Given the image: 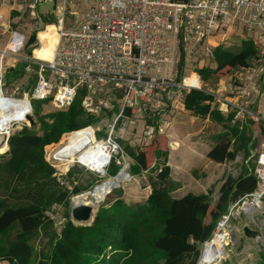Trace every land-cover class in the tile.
I'll list each match as a JSON object with an SVG mask.
<instances>
[{
	"label": "built area",
	"instance_id": "2783aa9c",
	"mask_svg": "<svg viewBox=\"0 0 264 264\" xmlns=\"http://www.w3.org/2000/svg\"><path fill=\"white\" fill-rule=\"evenodd\" d=\"M46 1H52L55 8V2L60 1L55 14L38 11V5ZM0 6L6 7L9 17L13 11L21 15L27 10V17L36 28L37 44L38 32L54 24L55 19L59 20L55 25L58 42L50 61L24 55L26 35L18 30L10 31L7 43L0 48V98L6 102L13 99L26 102L25 116L17 121L31 115L32 99L51 97L49 103L56 109H66L79 87L88 91L82 103L88 114L98 117L112 111L105 124V134L100 138L96 136L100 125H87L62 134L51 152L68 135L92 128L94 139L87 132L82 142L77 141L81 148L74 154L72 165L96 172L78 156L87 157L86 161L92 164L95 155L92 148L99 143L107 150L104 172L114 161L119 166L118 174L122 171L131 177L129 156L117 137L123 138L129 126L137 128L136 121L143 125L139 139L142 145L156 134H163L169 124L164 117L166 110L173 103H183V91L202 89L198 73L185 72V60L201 50L208 62L212 61V49L224 45L221 42L237 31L253 40L257 56L252 64L232 73H237L241 82L237 86H228L225 90L216 86L208 92L221 112L226 113L231 107L244 122L249 116L264 121V0H0ZM50 16L54 19L49 22ZM2 17L0 9L1 34L10 29V21L5 24ZM38 22L41 26H37ZM181 55L183 63H180ZM5 60L22 63L23 71L31 75L33 85L27 91L29 97L4 94ZM253 100L257 101L254 108L250 105ZM14 121L0 132L10 135ZM51 156L56 161L62 160L54 154ZM252 157L255 164L248 166V172L258 179V188L229 205L214 233L229 226L233 215L243 214L248 221L241 227L258 229L264 237V146L256 154L252 151L245 163ZM48 162L54 167L49 159Z\"/></svg>",
	"mask_w": 264,
	"mask_h": 264
},
{
	"label": "trees",
	"instance_id": "16d2710c",
	"mask_svg": "<svg viewBox=\"0 0 264 264\" xmlns=\"http://www.w3.org/2000/svg\"><path fill=\"white\" fill-rule=\"evenodd\" d=\"M17 13L13 11L11 17ZM53 19L50 16L48 21ZM239 42L232 47H214L212 62L215 66L194 68L202 81V89L182 93L186 110L194 116L208 117L223 128L220 139L207 153L215 162L233 160L240 151L246 159L252 151L256 154L264 146V121L249 116L244 122L237 117L236 109L222 113L208 92L216 87L220 78L250 65L257 56L251 38ZM37 45L35 32H32L23 52L29 49V55L34 56ZM36 57L43 59L45 54L38 52ZM180 63H183V55ZM87 94L85 87H79L66 109L47 111L34 103L43 100L32 99L34 123L9 135V148L0 154V264H181L185 257L198 253L199 243L206 242V246L212 241L217 222L231 203L258 188V179L248 172V166H253L252 157L247 164L244 162V170L238 176L225 177L217 198L213 199L210 192H188L174 197L167 165V137L156 134L149 143L140 145V149L117 137L132 160L130 175H147L146 199L142 203H127L112 191L119 184L115 183L90 224L73 223L69 215L70 197L86 188L78 184L70 189L63 186L54 175L56 170L48 162L47 154L63 133L87 125H100L96 136H104L112 111L98 117L88 114L82 105ZM50 99H44L48 105ZM126 113L129 114V110ZM88 129L92 128L77 132ZM63 141L65 139L61 143ZM108 168L115 177L119 166L111 161ZM71 176L70 171L66 175L69 181H72ZM54 204H62L67 209L58 231L48 215ZM15 229L17 232L12 236ZM40 229L50 230L49 241L46 249L37 252L29 240ZM257 253V260L247 264H264V247Z\"/></svg>",
	"mask_w": 264,
	"mask_h": 264
},
{
	"label": "rangeland",
	"instance_id": "374dc122",
	"mask_svg": "<svg viewBox=\"0 0 264 264\" xmlns=\"http://www.w3.org/2000/svg\"><path fill=\"white\" fill-rule=\"evenodd\" d=\"M59 5H60V1H56L55 2L56 8L59 7ZM56 8L54 7V3L52 1H50V2L46 1V2H43V3L38 5V11L49 12L50 14H55ZM27 15H28L27 10H23V13L21 15L17 14L14 17H11V16L8 17L5 24L6 23L9 24V21H10V29L8 30V32L5 33L6 37H3L2 39H1V34H0V48H2L5 45L6 38H7L8 34H10V31H12V30H18L20 32H23L26 35V40H27L28 36L36 30L35 25L33 24L34 22L31 20L30 17H27ZM55 20L56 21L54 24H48V26L46 27L45 30L38 32L37 35L40 38V41H39V44L37 45L36 49L34 50V56H36L38 54V52L41 53L42 49H44V50L47 49V47H48V44L46 43L47 38L51 33H56L55 25L59 24V20L58 19H55ZM37 24H38L37 26H41V22H38ZM1 29H2V27L0 26V32H1ZM23 54L29 55V49L25 50L23 52ZM207 61L208 60L206 58L205 53H203L200 50L199 53L194 54L191 58L185 60V72L192 71V70H194V68H199L203 65H207L208 64ZM12 64H14V66H12ZM4 66L6 67L5 73L3 75V81H4L3 92H4V94L12 95L13 97H16V96L19 97L21 95H23L24 97H29V93L27 91L32 88L33 79L31 78V75L29 73L23 71L22 63H12L10 60H5ZM9 66H10V68L14 67V69L11 71L9 69ZM193 77H196V76L193 75ZM199 83L200 82H198V84ZM15 87H17V89H20V92H16L17 89H15ZM34 103L37 105V107H40L41 109L45 108V111L53 110L55 108L53 103H51V104L49 103V105H48L47 100L34 101ZM168 110L170 111V114L167 113V115L165 116V119L168 120L169 123H171L173 121V117L175 116V113H174L175 111H177L178 114H180V113L186 114L184 112V110H182L181 107L178 108V105L175 103H173V107L168 109ZM31 115L33 116L32 113H31ZM179 116H181V115H179ZM181 119H182V117L176 118V120L174 122V123H176L175 126H173L171 128L166 127L164 129V133L162 135H165L167 137L168 150H169V147H171V146L173 148H177L179 143L176 142L175 140L180 141V144L184 140H186V141L189 140V136L191 137L192 141L198 140V135H197L198 129L197 128L191 129V128L183 127L182 126L183 124L180 122ZM27 124H28V122L26 119L21 120V121H14L11 123L10 128H11V130L14 129V132H16V131H20L23 128V126L29 125V124L28 125ZM171 125H173V124H171ZM135 126L137 128H134V129H132V126L127 127L125 132L122 135L123 136L122 139L124 141L132 144V145L134 144L135 146H138V149H140L141 148L140 145H142V143L141 144L139 143V142H141V141H139V139L141 138L140 134L143 130L142 122L136 121ZM218 129H223L220 124H216V123H214V125L210 124L207 127V133L210 134V132H214L215 130H218ZM88 130L89 131L91 130V135H92V129H88ZM174 130H175V134H178V136H176L175 138H174V136H175ZM97 134H98V132L96 133V135ZM81 135H86V134L80 133L79 135L68 136V139H65V141H63L60 144L61 146L58 145L56 148L59 149L62 146H66L70 142L71 138H73L75 136H81ZM6 136L9 137V135H6ZM183 137H184V139H182ZM92 139H94L93 135H92ZM148 141L150 142V140H145L144 143L145 142L148 143ZM171 141H175L176 143L172 142V144L170 146ZM8 148H9V146H7L6 148H3V147L0 148V154H3L4 152H6L8 150ZM56 148H54L52 152L50 151L47 154V160L49 159L52 163H54V167L56 170V173L54 175L57 176L58 180L60 181V183L63 186H65V187L67 186V189H70L71 187H73L76 184H78L79 186H85V187H82V189L83 188H86V189L82 193H79V194L83 195L86 192H89V190H91L95 186V184L100 185L106 179H109L108 177H112L111 174H113V172L110 170V168H107V171L105 169V172L103 171V173L101 174V173H99L100 171L92 172V171L85 169L83 166H80L78 164L72 165L73 162L71 163L72 166L70 165L68 168L63 167V165H61V164H63L62 162L60 163L59 161L54 160L51 156L52 154H54L57 151ZM93 149H95V148H92V150ZM128 161H129V164L132 163V160L130 159V157H128ZM225 161L227 162L228 160H225ZM82 162L84 163L83 160H82ZM252 164L253 165L255 164L254 159L252 160ZM232 166L233 165H230L231 168H232ZM232 169H234V168H232ZM70 171L72 172V176H71L72 181L71 180L69 181L66 177V175ZM234 171H235V169H234ZM140 174L141 175H139V176L131 175V177H129L128 180H126L122 183L118 182V179L113 180L111 183L110 189L112 188V186L115 183H120V186H118L112 190L113 192H116L117 195L121 196L129 204L142 203L146 199L147 193L149 192V187H147V178H146L147 175L142 174V173H140ZM234 176L235 177L238 176L237 173H235ZM100 181H102V182H100ZM110 189H109V191H110ZM183 192H185V191H183ZM79 194H77V195H79ZM173 195L178 196L176 194H173ZM73 197H75V196L71 195L70 201H71V198H73ZM103 200H102V202H103ZM102 202H99L93 206V212H92L91 219L93 218V215L95 214L97 208L99 207V205ZM69 209H70V204H69ZM66 210L67 209L62 204H54L49 210L48 215L50 218H52V220H54L53 228L56 231L59 230L61 224L63 223V217H65ZM235 211H236V209H235ZM69 212H70V210H69ZM69 215H70V213H69ZM233 217L234 218L231 219L229 226H226L223 230L221 229L218 231L219 233H223L222 237L225 236V238L227 240L225 239L224 243L220 246V250H221L222 254H224V255L222 256L221 259H219L217 264H226V263H224L225 261H229L227 264H247L249 262L257 260L258 250H260V249H262V247H264V237H261L258 240H254V243L251 241H247V242L245 241V236L241 232V225H242V223L247 222L248 218L243 216V214H239V215L235 214V215H233ZM259 218H261V216H259ZM239 219H241V220L239 221ZM91 222H92V220L88 221L87 224H90ZM251 225H253V224L251 223ZM49 229L53 230L52 227H50ZM15 232H17L16 229L13 230L12 236L14 235ZM49 232H50V230L45 231L43 229H40L37 234L35 233L30 238L29 243L35 247L37 252H39L42 249L47 248V244L49 241V239H48ZM204 243H199L197 245V250H198L197 254H190L188 257H185L182 260L181 264H197L198 260L201 257V255H200L201 250L204 251L203 247L206 244V243L205 244Z\"/></svg>",
	"mask_w": 264,
	"mask_h": 264
},
{
	"label": "crops",
	"instance_id": "0c3cea01",
	"mask_svg": "<svg viewBox=\"0 0 264 264\" xmlns=\"http://www.w3.org/2000/svg\"><path fill=\"white\" fill-rule=\"evenodd\" d=\"M0 9L2 12L3 21H6L8 16L7 9L6 7H1V6ZM3 37H6L5 33L1 34V39ZM244 37L245 35L242 32L239 31L233 32L228 38H226V40H223L221 42L224 45L221 44L220 45L224 47L236 46L239 45L240 43L239 41L241 39H244ZM7 41L8 38H6L5 42L7 43ZM42 53L43 52L41 51V54ZM207 63L208 66L211 67L215 66V64L212 61L209 62L207 61ZM9 69L12 71L14 68L9 67ZM236 75L237 73H234L233 75L231 74L227 77L220 78L216 82V86H220L219 87L220 90H225L228 86L234 88L239 83H241ZM238 103L242 104V100H239ZM256 104L257 101L253 100V102L250 105L251 107L254 108ZM180 107L182 110H184L186 114H181V113L178 114V112L175 111L174 112L175 116L173 117V121L169 123L167 127L171 128L175 126L176 123L174 122L176 118L182 117L180 122L183 124L182 125L183 127L198 129L197 132L198 140L192 141L191 137L189 136V140L187 141L184 140L180 144V141L174 139L176 136H178V134H175V130H174L175 136L173 135L174 136L173 139L176 142H178L179 145L177 146V148L169 147L168 156H167V165L170 168V180L172 183L171 194L178 195V196L173 195L174 197H181L188 192H192L195 194L210 192V196L213 199H215L216 197H218L220 186L227 175L234 176L235 173L239 175L240 173L243 172L244 170L243 165L246 159H244V154L241 151L237 153L235 159L228 160L227 162L226 161L223 163L215 162L209 159L207 157V153L209 152L211 147L218 141V139H220L221 134H223V129L215 130L214 132H210V134L207 133V127L210 124L214 125V123L210 121L208 117L202 118V117L194 116L190 111L184 108L183 103H181V105L178 104V108ZM228 110H229L228 112L226 113L222 112V113L227 114L231 112L233 109L229 107ZM167 113L170 114V111L166 110L164 117L167 115ZM182 139H184V137ZM175 141H171L170 146L172 142L176 143ZM230 165H233L232 168H234L235 171L230 167ZM245 241L246 242L251 241L254 243L253 239H249L247 237H245Z\"/></svg>",
	"mask_w": 264,
	"mask_h": 264
},
{
	"label": "bare ground",
	"instance_id": "6f19581e",
	"mask_svg": "<svg viewBox=\"0 0 264 264\" xmlns=\"http://www.w3.org/2000/svg\"><path fill=\"white\" fill-rule=\"evenodd\" d=\"M38 37V35H37ZM40 38L38 37V44H39ZM48 47L46 50L42 49L41 51L45 53V58L43 60L50 61L53 59V54H54V49L55 46L58 42V35L56 33H51L47 41ZM26 102L22 100H9L8 102L4 101L3 99L0 98V129H4L7 127L8 123L11 122L12 120L17 121L18 119H21L25 116V111H26ZM87 132L91 133V130L85 131V132H75L78 134L74 135H79L80 133L86 134ZM71 138V137H70ZM86 138V135H81V136H75L70 139V142L66 146H62L59 149L56 148V152L54 153L55 157H59L62 160L59 162L63 163V167L68 168L71 163L73 162V157L74 154L77 152L78 149L81 148L80 143L77 141L82 142V140ZM6 136L3 134V132H0V148H6L8 146ZM61 146V145H60ZM172 147V146H171ZM72 148H76V150H70ZM173 148V147H172ZM95 150V155L92 157V164H90L88 161H86L88 158L84 157V159L80 156H78L79 160H83L84 163L89 164L90 168L95 170V171H100L99 173H103L104 171V164L107 159V155L105 154L107 150L105 149V146L102 144H97L95 149L92 151L94 152ZM84 153H87L85 151ZM64 168V169H65ZM109 179H106L102 184L97 185L92 191L86 192L85 194L77 195L72 198V204L73 206L86 203L90 205H95L99 202H102L104 199L105 195L108 194V190L111 187V183L113 180L118 179V182L122 183L126 180H128V176L124 172H120L117 174L115 177H108ZM120 183L118 186H120ZM117 186V187H118ZM116 188V187H115ZM111 190V189H110ZM81 195V196H80ZM74 202V203H73ZM89 219L88 221H90ZM223 233H219L218 231L213 234L212 236V241L207 244L206 246L204 245V251L202 252L200 261L198 264H217L219 259L222 258L224 254H222L220 250V246L224 243L225 241V236H223ZM227 240V239H226Z\"/></svg>",
	"mask_w": 264,
	"mask_h": 264
},
{
	"label": "water",
	"instance_id": "95a60500",
	"mask_svg": "<svg viewBox=\"0 0 264 264\" xmlns=\"http://www.w3.org/2000/svg\"><path fill=\"white\" fill-rule=\"evenodd\" d=\"M26 119L28 120L29 125H32L34 123V120H33L31 115H29V114L26 115ZM8 138L9 137H7V143H8ZM117 174H115V175H117ZM76 195L77 194H75L74 196H76ZM92 212H93V205L82 203V204L73 206L72 198H71L70 212L69 213H70V219L73 223L80 224V225L87 224L88 220L91 219V217H92ZM241 232L245 237H247L249 239H253V240H258L262 237V233L258 229L251 228L248 225H243L241 227ZM202 252H203V250H201L200 255H202Z\"/></svg>",
	"mask_w": 264,
	"mask_h": 264
}]
</instances>
